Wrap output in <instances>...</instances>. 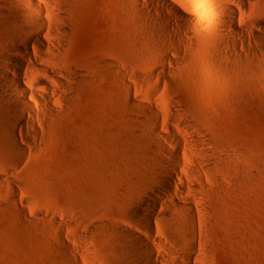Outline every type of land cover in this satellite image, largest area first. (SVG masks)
Listing matches in <instances>:
<instances>
[{
	"label": "rangeland",
	"instance_id": "rangeland-1",
	"mask_svg": "<svg viewBox=\"0 0 264 264\" xmlns=\"http://www.w3.org/2000/svg\"><path fill=\"white\" fill-rule=\"evenodd\" d=\"M172 1L199 13L217 0ZM243 1L222 0L239 23L264 21V0ZM154 2L194 30L173 36L178 50L163 47L166 37L151 27L156 21L133 0H62L68 34L58 66L70 78L56 95L59 113L35 121L40 134L23 155L0 138V264L182 262L187 241L174 246L170 238L179 235L160 216L179 210L154 207L150 226L129 214L132 198L151 180L154 130L179 152L183 169L191 168L185 153L200 148L193 139L212 155L208 167L195 168L199 182L183 178L186 186H205L206 211L198 208L203 260L192 264H264V22L260 40L227 57L218 44L219 15L182 21ZM16 22L12 0H0V52L19 33ZM163 50L173 64L166 62L170 71L162 77ZM5 120L0 103V124ZM137 236L159 259H146Z\"/></svg>",
	"mask_w": 264,
	"mask_h": 264
},
{
	"label": "bare ground",
	"instance_id": "bare-ground-1",
	"mask_svg": "<svg viewBox=\"0 0 264 264\" xmlns=\"http://www.w3.org/2000/svg\"><path fill=\"white\" fill-rule=\"evenodd\" d=\"M133 1L142 6L156 21L151 24V27L161 30L166 37L163 42L164 48L170 46L178 50L180 41L173 36L179 37L182 33L185 36L193 34L194 30L191 26L173 22L169 14L157 9L154 0ZM157 1L182 21L199 22L207 13L219 15L218 44L223 47V54L227 57L238 55L236 50L238 45L247 51L251 39H254L255 42L261 38L258 32L264 21L254 20L252 23L241 21L239 23L236 10L230 4H223L222 0H217L212 5L213 7L199 13L186 10V5L182 2ZM242 2L244 1L242 0ZM12 4L14 12L19 16V22H16L19 33L12 38L10 43L5 44L4 50L0 52V84L9 89L12 94V100H9L0 89V103L6 110V120L0 124V138L13 153L23 155L26 153V148L30 146L29 138L38 137L40 134L35 121L45 124L59 113L56 95L65 91V81L70 78L69 74L61 73L58 66L59 54L66 45L68 26L62 0L53 2L48 0H12ZM256 28L259 30L257 31ZM226 29H229L230 32H227ZM166 62L173 64L167 52L163 50L162 57L158 61V72L162 77L170 71V68L165 67ZM134 77L140 79L141 74L136 72ZM27 96L31 98L32 102ZM148 109L156 119H159V110L154 105L148 104ZM146 122L149 121L146 120ZM159 136L160 133L157 130H154L150 135L151 153L154 152L157 155H154V160L149 165L151 180L145 185L143 191L132 198V208L129 214L144 218L150 226L149 223L156 217L154 207H172L179 210L178 214L160 215H164L163 218L169 222L174 232L180 237V240L175 236L170 238L174 246L180 245V241H187L184 245L185 249H182L181 252L184 259L176 264H192L191 261L197 257L202 261V252L201 249L199 250L200 245L202 246V239L198 208L206 211L203 205L204 198L200 194L201 189L205 186L201 189L193 183L186 186L183 178L184 176L188 179L195 178L199 182L200 176L195 168L197 169V166H200L199 168L208 167L207 162L212 155L205 150L202 141L193 139V142L200 148L195 152L187 151L185 153L191 168L183 169V160L179 156V152L167 149L159 140ZM21 213L25 215V210H21ZM147 230L151 232V227ZM118 231L132 237L125 228L118 226ZM135 240L142 244V254L147 260H151L152 257L156 260L159 259L145 239L137 236ZM165 250L172 252L169 247H165ZM128 252L132 257L137 256L135 249L130 245ZM144 264L155 263L148 261Z\"/></svg>",
	"mask_w": 264,
	"mask_h": 264
}]
</instances>
